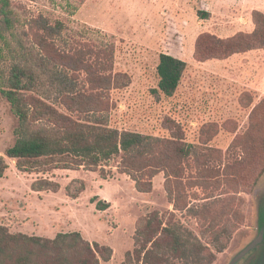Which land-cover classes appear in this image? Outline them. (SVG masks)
<instances>
[{"label":"rangeland","instance_id":"374dc122","mask_svg":"<svg viewBox=\"0 0 264 264\" xmlns=\"http://www.w3.org/2000/svg\"><path fill=\"white\" fill-rule=\"evenodd\" d=\"M11 1L21 18L33 26L63 22L64 29L55 39L63 54L113 51L114 73L131 77L129 87L107 93L113 103L111 112L75 118L106 121L119 131L160 138L174 135V122L181 127L185 142L194 147V156L183 165L182 182L170 183L187 205L181 212L169 201L164 173L153 179V191L143 194L129 176L119 172L120 159L106 166L104 174L84 168L38 174L19 171L16 160L6 157L9 168L0 179V226L10 234L51 240L60 233H80L91 244L112 250L111 259L100 260V264H125L128 254L132 255L128 264H184L169 250L147 256L134 253L140 220L153 213L160 217L173 213L172 224L184 235L210 246L215 257L208 264H233L258 240V229L264 224V103L254 112L264 100V51L237 55L235 62L210 61L204 68L195 60L194 51L196 40L204 33L229 38L252 32L253 12L264 13V0ZM162 54L188 64L170 98L157 91ZM90 59L88 56L85 61ZM242 61L257 70L259 82L252 88L260 86L262 90L252 93L221 75ZM0 67L6 71L9 65L2 62ZM49 71L58 95L67 89L88 90L86 74L75 72L68 64L52 63ZM254 95L257 105H251ZM57 108L67 112L60 105ZM17 127L10 103L0 92V156L5 157L15 144ZM42 178L59 184V191H33V183ZM81 184L83 190L77 198L68 196L67 188ZM99 200L110 207L99 211ZM224 212L220 227L227 230L230 242L218 253L209 245L212 240L203 237L208 227L205 216ZM254 248L234 264H255L258 248Z\"/></svg>","mask_w":264,"mask_h":264},{"label":"trees","instance_id":"16d2710c","mask_svg":"<svg viewBox=\"0 0 264 264\" xmlns=\"http://www.w3.org/2000/svg\"><path fill=\"white\" fill-rule=\"evenodd\" d=\"M252 22L254 29L249 33L229 38L210 33L200 35L195 44V60L199 63L225 61L235 55L264 51V13L254 11ZM63 29L64 24L59 21L55 26H33L31 21L21 18L11 0H0V44L3 46H0V63L9 65L6 71L0 67V92L10 103L11 112L18 121L15 144L7 149L5 157L0 156V179L9 168L6 157L16 160L19 171L38 174L81 168L100 170L104 174L106 166L120 159L119 172L129 176L143 194L151 193L153 179L164 173L170 203L176 211L185 210L187 205L182 203L183 197L170 187L173 181L182 182L186 172L183 165L194 156V147L185 142L181 127L173 122L174 135L160 138L119 131L106 121L75 118V115L89 118L111 112L113 103L107 93L125 89L132 81L127 74L114 73L113 51L89 49L72 56L60 52L55 39ZM88 56L91 59L87 62ZM52 63L68 64L75 72L86 74L88 90L67 89L58 95L55 79L49 71ZM187 68L188 64L181 59L160 55L157 91L165 97H173ZM262 103L264 100L254 112ZM57 104L67 112L59 110ZM251 105H257L253 98ZM59 189V184L44 178L32 185L35 192L56 193ZM82 190L83 184L74 189L71 185L67 193L77 198ZM109 207L105 200L97 203L99 211ZM205 217L208 227L204 230V239L212 240L209 245H213L216 252H223L230 242L227 230L220 227L226 213ZM173 219V213L163 217L153 213L149 218L141 219L134 253L147 256L156 250H169L173 258H180L184 264L211 263L215 255L210 246L203 245L197 237L184 235L177 224H172ZM149 245L152 248L148 250ZM111 257L110 248L91 244L77 232L60 233L51 240L10 234L6 227L0 226V264H100V260L109 261ZM127 257L131 260L132 255Z\"/></svg>","mask_w":264,"mask_h":264},{"label":"crops","instance_id":"0c3cea01","mask_svg":"<svg viewBox=\"0 0 264 264\" xmlns=\"http://www.w3.org/2000/svg\"><path fill=\"white\" fill-rule=\"evenodd\" d=\"M259 51H263V50H259ZM251 52H253V51H251ZM248 53H250V52H248ZM248 53H246V54H248ZM240 55H244V54H240ZM236 56L237 55H235V56H233V57H231V58H229L228 60H225V61H234L235 62V61H237L236 60L237 59ZM208 62H210V61H208ZM206 63L207 62L200 63L201 67L204 68V65H206ZM236 63H238V64L235 67L231 66L229 68V70L227 72H225L226 74L224 72H222L221 75H223V76L226 75L228 80L232 79L233 81H235L234 82L235 85H243L244 87H246L245 88L246 90L248 89L252 93H254L253 91H255V92L259 91V90H255V89H261L260 86L256 87V88H252V87L256 86L257 82H259L258 79H257V75L259 74V73H256L257 70L255 71V70H253V68L249 69L247 67L248 63H246L245 61L236 62ZM240 63L242 65H244V68L239 67ZM263 85H264V82H263ZM262 89H264V88H262ZM254 96H255V98H253V99L256 102L257 101L256 95H254Z\"/></svg>","mask_w":264,"mask_h":264},{"label":"flooded vegetation","instance_id":"af4514ba","mask_svg":"<svg viewBox=\"0 0 264 264\" xmlns=\"http://www.w3.org/2000/svg\"><path fill=\"white\" fill-rule=\"evenodd\" d=\"M264 223V222H263ZM260 230L258 229V240L256 241V247L258 248V253H257V259L255 261V264H263L264 261V224L263 226L261 225V227H259ZM259 242V243H258ZM261 245L263 246L262 248H259V246L261 247ZM256 248H254L255 250Z\"/></svg>","mask_w":264,"mask_h":264},{"label":"water","instance_id":"95a60500","mask_svg":"<svg viewBox=\"0 0 264 264\" xmlns=\"http://www.w3.org/2000/svg\"><path fill=\"white\" fill-rule=\"evenodd\" d=\"M256 242L255 243H253V244H251L248 248H246L235 260H234V262H233V264L236 262V261H238V260H240L241 258H243L247 253H249L255 246H256Z\"/></svg>","mask_w":264,"mask_h":264}]
</instances>
